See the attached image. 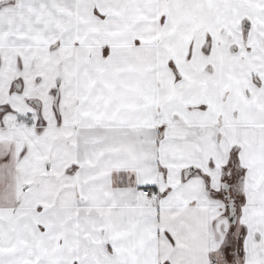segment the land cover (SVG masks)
Wrapping results in <instances>:
<instances>
[{
    "label": "snow or ice",
    "instance_id": "1",
    "mask_svg": "<svg viewBox=\"0 0 264 264\" xmlns=\"http://www.w3.org/2000/svg\"><path fill=\"white\" fill-rule=\"evenodd\" d=\"M0 264H264V0H0Z\"/></svg>",
    "mask_w": 264,
    "mask_h": 264
}]
</instances>
